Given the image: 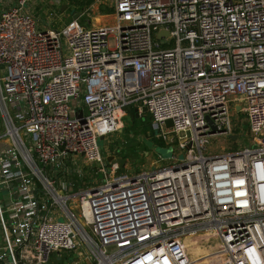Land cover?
Segmentation results:
<instances>
[{"label": "built area", "instance_id": "1", "mask_svg": "<svg viewBox=\"0 0 264 264\" xmlns=\"http://www.w3.org/2000/svg\"><path fill=\"white\" fill-rule=\"evenodd\" d=\"M32 2L0 12V264H264V0H114L113 22L60 29ZM131 105L183 161H108ZM234 107L251 143L216 154Z\"/></svg>", "mask_w": 264, "mask_h": 264}, {"label": "rangeland", "instance_id": "2", "mask_svg": "<svg viewBox=\"0 0 264 264\" xmlns=\"http://www.w3.org/2000/svg\"><path fill=\"white\" fill-rule=\"evenodd\" d=\"M6 0H0V12L5 8L4 4ZM31 8L35 14L42 21V26L45 24L54 28H61L68 22L73 20L74 14L72 9L77 7V2L81 4V0H61V4L58 6L53 3V0H33ZM85 6L83 7L84 14L79 19V24L85 27L99 26L102 23H109L111 17L100 16L101 13H110V8L113 5L114 0H91L89 5H86V0H83ZM63 4L65 5L62 10ZM81 11V12H82ZM108 19V20H107ZM107 20V21H106ZM131 108L126 109L125 116L123 118L124 125L121 131L112 133L109 136L99 139L98 143L101 147V152L104 156H108L110 153L116 152L127 158V164L122 167L123 170L130 173L140 172L141 169L154 170L161 168V166H167L173 163L183 161L186 157V149H180L178 142L166 143L162 137H159L160 131L156 129L153 124L146 132L151 133L153 136L147 135L144 132L149 126L140 122L136 124L133 120ZM146 114V112H142ZM140 113L139 116L142 114ZM232 118L235 121V134L237 138L220 134L212 139L215 147L213 149L216 154L224 153L228 151H238L240 148L250 145L251 138L249 129L246 126V118L243 112H239L235 109L232 111ZM141 129V132L136 129ZM144 132V133H143ZM163 140H162V139ZM212 149V150H213ZM173 157H176L175 160ZM81 163L85 162V159H79ZM156 162V164H152ZM0 197L3 202L10 198V194L7 191H0ZM59 220L64 221V217H60ZM66 256L75 257L77 254L74 251H64L62 255H58L57 252L53 253V259L55 261H62L67 264ZM9 264V263H5Z\"/></svg>", "mask_w": 264, "mask_h": 264}, {"label": "bare ground", "instance_id": "3", "mask_svg": "<svg viewBox=\"0 0 264 264\" xmlns=\"http://www.w3.org/2000/svg\"><path fill=\"white\" fill-rule=\"evenodd\" d=\"M186 246L188 248L189 254L193 256V259H203L204 261L209 257L208 255L211 253L212 250H216L217 243H210L208 242L207 245L205 242L195 241L189 237H187Z\"/></svg>", "mask_w": 264, "mask_h": 264}, {"label": "trees", "instance_id": "4", "mask_svg": "<svg viewBox=\"0 0 264 264\" xmlns=\"http://www.w3.org/2000/svg\"><path fill=\"white\" fill-rule=\"evenodd\" d=\"M81 1H82L81 4L79 2H77V5L78 6L77 7H74L72 9V13L73 14H75L76 12H79V11H82L83 10V7L85 6V4H84V1L83 0H81ZM86 2H87L86 5H89V3H91V0H86ZM111 12H112V9L110 8V13ZM129 108H131L130 111L132 112L133 120L135 121L136 124H139L140 122H144V124H147L149 126L147 129L144 130V132H146V130H149L152 127L153 118H152V115L149 112H146V114H143L142 113L139 116V112L136 110L135 106L131 105V106H128L126 109H129ZM137 130H139L138 132H141V129H139V127H138V129H136V131ZM146 133H147V135L153 136V131L151 133H148V132H146Z\"/></svg>", "mask_w": 264, "mask_h": 264}, {"label": "water", "instance_id": "5", "mask_svg": "<svg viewBox=\"0 0 264 264\" xmlns=\"http://www.w3.org/2000/svg\"><path fill=\"white\" fill-rule=\"evenodd\" d=\"M65 5H66V4H63V6H62V10H64ZM81 14H82V12L79 11V12L75 13L73 16H74L75 19H79V17H80ZM167 33H168V32H167L166 30H161V31L158 32L157 37H160V36H162L163 34H167ZM166 124H167V126L170 127V126L173 125V122H172L171 119H168V120L166 121ZM212 130L217 131V127H216L215 125H212ZM231 137H232V138H235V139L237 138V136H234V135L231 136ZM102 138H104V137L102 136ZM102 138H101V139H102ZM107 158H108V161H112L113 159L117 158L118 161L120 162V166H121V167L124 166L125 163L127 162V158H125V157L119 158V157H116L115 155H109Z\"/></svg>", "mask_w": 264, "mask_h": 264}, {"label": "crops", "instance_id": "6", "mask_svg": "<svg viewBox=\"0 0 264 264\" xmlns=\"http://www.w3.org/2000/svg\"><path fill=\"white\" fill-rule=\"evenodd\" d=\"M113 6H114V4H113ZM113 6H111L112 8V12L111 13H109V14H106V13H101V15L100 16H108V17H111V16H113V13H114V7ZM77 13V12H76ZM81 17V16H80ZM80 17H79V19H80ZM73 19H75V18H73ZM108 20V19H107ZM106 20V21H107ZM113 20V17L109 20V21H112ZM3 131V120H2V118H1V116H0V132H2ZM233 136V135H232Z\"/></svg>", "mask_w": 264, "mask_h": 264}]
</instances>
